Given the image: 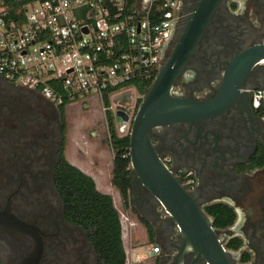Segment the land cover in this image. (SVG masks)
Returning a JSON list of instances; mask_svg holds the SVG:
<instances>
[{"label":"flooded vegetation","instance_id":"1","mask_svg":"<svg viewBox=\"0 0 264 264\" xmlns=\"http://www.w3.org/2000/svg\"><path fill=\"white\" fill-rule=\"evenodd\" d=\"M197 1L176 0L162 63ZM262 43L264 0H221L173 91L212 98L230 61ZM235 84L236 93L217 114L157 127L151 141L211 221L230 264H264V107L253 105L254 92L264 89V59ZM63 140L59 106L0 75V211L11 220L0 227V264H96L89 237L68 218L56 182ZM130 196L132 211L151 219L163 241L156 264H207L191 250L179 256L172 221L136 180ZM222 206L232 218L225 225L217 217Z\"/></svg>","mask_w":264,"mask_h":264},{"label":"built area","instance_id":"2","mask_svg":"<svg viewBox=\"0 0 264 264\" xmlns=\"http://www.w3.org/2000/svg\"><path fill=\"white\" fill-rule=\"evenodd\" d=\"M176 14V0H34L13 13L0 0V75L56 106L91 97L103 103L104 93L135 88L137 77L154 79ZM253 105L264 107V89ZM117 129L129 133L130 120ZM159 211L168 217L161 204ZM148 251L159 254L161 246ZM125 252L126 264L146 258L131 244Z\"/></svg>","mask_w":264,"mask_h":264},{"label":"water","instance_id":"3","mask_svg":"<svg viewBox=\"0 0 264 264\" xmlns=\"http://www.w3.org/2000/svg\"><path fill=\"white\" fill-rule=\"evenodd\" d=\"M221 0H198L169 55L160 66L152 83L141 97L136 112L130 118L123 110L116 115L130 120L129 151L131 181L136 180L158 204L168 212L172 228L178 227L179 256L191 250L207 264H230L216 230L201 206L181 182L161 161L152 144V131L175 123L194 122L217 114L228 103L230 92L236 93L235 81H241L251 65L264 59V43L238 53L223 72V82L215 96L199 100L181 96L173 85L205 31L210 17ZM149 222L151 219L144 217ZM11 220L0 211V227H9Z\"/></svg>","mask_w":264,"mask_h":264},{"label":"trees","instance_id":"4","mask_svg":"<svg viewBox=\"0 0 264 264\" xmlns=\"http://www.w3.org/2000/svg\"><path fill=\"white\" fill-rule=\"evenodd\" d=\"M32 1L34 0H4L11 13L22 9L24 5ZM152 81L153 78L144 80L137 77L131 84L140 94H144ZM140 101L139 98L138 104ZM103 105L106 109L107 143L112 152L111 185L119 193L123 207L129 208L143 227L147 242L156 243L155 229L152 223L132 211L131 207L130 189L132 181L128 155L129 133L118 134L114 115L110 110L108 93L103 94ZM65 107V104L59 106L62 118V134L65 130ZM56 182L65 202L68 218L81 226L89 237L96 253V264H126L120 214L115 207L112 196L98 190L90 175L66 159L64 150L61 152L60 162L56 167ZM220 211V215L217 216L221 221L219 225L230 223L232 219L230 211L224 206L220 208Z\"/></svg>","mask_w":264,"mask_h":264},{"label":"rangeland","instance_id":"5","mask_svg":"<svg viewBox=\"0 0 264 264\" xmlns=\"http://www.w3.org/2000/svg\"><path fill=\"white\" fill-rule=\"evenodd\" d=\"M142 95L135 88L130 87L109 96L110 110L114 115L116 126L120 122V118L116 115L117 110L125 111L132 118L139 105L138 99H141ZM64 115V156L84 172H89L91 169L92 172L89 173L97 189L112 196L120 214L125 250L129 249L130 244L134 248L142 245L143 253L149 246L160 244L162 247L163 241L156 235L154 222L150 221L155 229L156 243H148L146 233L136 216L130 212L129 208L123 207L119 193L111 185L112 152L107 143L106 109L102 100L91 97L83 103H70L65 107ZM156 262L157 260L152 256L150 259L144 258L141 264H156Z\"/></svg>","mask_w":264,"mask_h":264},{"label":"crops","instance_id":"6","mask_svg":"<svg viewBox=\"0 0 264 264\" xmlns=\"http://www.w3.org/2000/svg\"><path fill=\"white\" fill-rule=\"evenodd\" d=\"M96 158V157H94ZM71 164H73L72 162H70ZM74 165V164H73ZM76 166V165H74ZM77 168H79L80 170H82L80 167L76 166ZM83 171V170H82ZM84 172V171H83ZM89 172H92L91 169H89ZM89 172H84L88 175H90L92 177V175L89 173ZM93 178V177H92ZM141 248H142V245H138V247L135 248V250L137 252H139L142 256H145L147 259H150L152 256L155 258V256H157L158 254H152L150 251H148V249L143 253L141 252ZM149 248V247H148ZM142 263V262H141ZM141 263H137V264H141Z\"/></svg>","mask_w":264,"mask_h":264}]
</instances>
